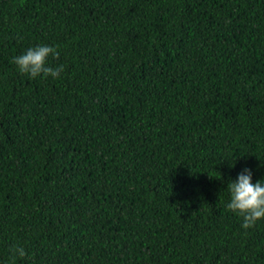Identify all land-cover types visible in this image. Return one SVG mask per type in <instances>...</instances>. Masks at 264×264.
Instances as JSON below:
<instances>
[{"label": "trees", "instance_id": "1", "mask_svg": "<svg viewBox=\"0 0 264 264\" xmlns=\"http://www.w3.org/2000/svg\"><path fill=\"white\" fill-rule=\"evenodd\" d=\"M38 45L58 79L12 63ZM245 168L264 0H0V264H264L226 207Z\"/></svg>", "mask_w": 264, "mask_h": 264}, {"label": "clouds", "instance_id": "2", "mask_svg": "<svg viewBox=\"0 0 264 264\" xmlns=\"http://www.w3.org/2000/svg\"><path fill=\"white\" fill-rule=\"evenodd\" d=\"M59 51L56 47L49 45H38L29 48L21 55L12 58L21 74L30 78H37L43 75L47 78L51 76L58 79L64 66L51 67L47 65L48 58H59ZM252 169L245 168L238 179L229 182L227 190L230 193V202L226 207L232 213L242 218L241 227L245 230L256 226L257 222L264 220V180L252 182ZM13 261L17 257L24 258L27 253L22 246H13L10 249Z\"/></svg>", "mask_w": 264, "mask_h": 264}]
</instances>
